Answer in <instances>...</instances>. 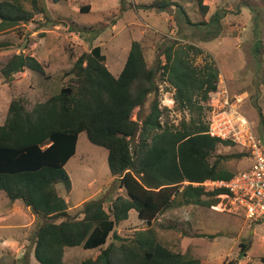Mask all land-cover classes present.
Masks as SVG:
<instances>
[{
  "label": "trees",
  "instance_id": "obj_1",
  "mask_svg": "<svg viewBox=\"0 0 264 264\" xmlns=\"http://www.w3.org/2000/svg\"><path fill=\"white\" fill-rule=\"evenodd\" d=\"M24 1L0 0V35L47 13L42 0ZM194 1L206 16L209 7L204 0ZM173 5H177L174 0H161L145 8L168 10ZM81 12H89V7ZM7 47L0 42V51ZM202 54L193 45L176 50L170 46L165 61L151 69L142 45L133 42L124 69L115 77L105 64L102 48L95 47L77 59L72 79L46 102L32 110L23 98L10 102L0 125V191L12 202H22L42 222L32 238L37 264H64L67 248L101 249L111 235L113 242L82 264H201L161 243L153 228L122 238L116 227L129 219L132 210L140 220L152 223L172 209L212 208L220 203V195L228 193L224 187L209 191L204 186L230 181L236 174L223 162L243 155L216 154L220 145L234 143L209 134L205 107L218 89L220 72L213 60L202 67L194 65L192 55ZM26 71L46 77L43 63L24 53L13 54L1 69L8 83ZM159 74L174 87L177 108L191 115L179 127L162 123ZM150 96L149 112L134 120V112L142 110ZM258 111L263 137L264 114L261 108ZM82 134L107 150L111 177L125 195L114 198L109 210L105 199L86 202L79 218L69 214V204L57 185L71 190L66 165L76 155ZM240 247L241 255H246L248 247L244 243Z\"/></svg>",
  "mask_w": 264,
  "mask_h": 264
},
{
  "label": "rangeland",
  "instance_id": "obj_2",
  "mask_svg": "<svg viewBox=\"0 0 264 264\" xmlns=\"http://www.w3.org/2000/svg\"><path fill=\"white\" fill-rule=\"evenodd\" d=\"M42 1L47 9L45 15H37L34 21L0 35V42L8 45L0 51V125L5 122L13 99L23 98L27 109L32 110L58 93L72 79L71 71L77 59L95 47L102 48L106 66L118 77L133 42L142 45L151 69L165 61L170 46L176 50L193 45L203 50L200 56L192 55L194 65L202 67L213 60L220 72L218 89L205 107L206 124L210 127L214 120L220 119L234 123L239 116L245 117L264 148L258 111L261 108L264 114V0H204L209 7L206 16H202L194 0H174L177 5L168 10L145 8L161 0ZM87 7L89 12H81ZM188 20L199 25H191ZM15 53L35 54L46 68V77L26 71L8 83L1 69ZM157 84L160 108L164 112L162 123L176 128L183 120L190 121V113L177 108L176 91L161 74ZM152 98H148L142 110L134 112V120L141 112H149ZM234 140V137L227 140L234 143L229 147L220 145L216 154H242V158L223 162L227 170L238 174L247 170L252 160L245 145ZM107 158L106 149L93 145L86 134L80 135L76 155L66 166L72 188L68 191L64 184L57 185L59 194L72 208L71 216L82 218L83 205L91 200L105 199V208L109 210L114 198L125 195L120 183L111 177ZM208 183L204 186L209 191L220 188ZM219 197L220 203L212 208L191 205L172 209L152 223L140 220L132 210L129 219L116 227V232L122 238H129L137 231L153 228L161 243L199 259L201 264H263L264 221L249 222L232 199L226 195ZM21 203L18 205L26 208ZM14 205L0 192V264H37L32 238L42 222L34 214L27 219L12 216ZM31 220L30 226L9 227ZM112 242L111 235L101 249L67 248L64 264H82L96 258ZM15 243L24 246L25 253L12 247ZM241 243L248 247L244 256Z\"/></svg>",
  "mask_w": 264,
  "mask_h": 264
},
{
  "label": "built area",
  "instance_id": "obj_3",
  "mask_svg": "<svg viewBox=\"0 0 264 264\" xmlns=\"http://www.w3.org/2000/svg\"><path fill=\"white\" fill-rule=\"evenodd\" d=\"M228 105L229 102L226 100L225 106ZM238 121L233 123L225 119L214 120L209 127V134L224 141L234 137V141L242 142L249 150L252 164L228 182L207 183L226 188L228 190L226 197L233 200V204L244 213L249 222L262 223L264 221V148L261 140L252 130L250 122L242 116H239Z\"/></svg>",
  "mask_w": 264,
  "mask_h": 264
},
{
  "label": "crops",
  "instance_id": "obj_4",
  "mask_svg": "<svg viewBox=\"0 0 264 264\" xmlns=\"http://www.w3.org/2000/svg\"><path fill=\"white\" fill-rule=\"evenodd\" d=\"M31 56H35V54H29ZM40 61V60H39ZM70 162V161H69ZM68 162V163H69ZM67 166V165H66ZM71 186H72V182H71ZM72 188V187H71ZM1 192V191H0ZM6 195V194H5ZM18 203H21V202H14V208H13V212L11 213L12 216H19L20 218H26L31 214L33 215V212L30 208L26 207V208H21ZM23 205V203H21ZM70 210H72V208L69 207V212ZM1 217V216H0ZM32 223V220L30 221V223H27V224H22V225H10L9 227H12V228H19V227H25V226H30ZM1 226V225H0ZM3 226V225H2ZM12 247H17L18 248V251L20 253L24 252L25 253V250H23L24 246H21L20 243L19 245L17 243H15ZM11 248V247H10ZM34 249V248H33ZM34 253V252H33Z\"/></svg>",
  "mask_w": 264,
  "mask_h": 264
}]
</instances>
